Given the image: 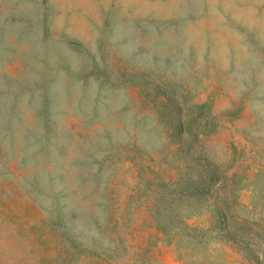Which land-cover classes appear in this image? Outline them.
<instances>
[{
	"label": "rangeland",
	"instance_id": "374dc122",
	"mask_svg": "<svg viewBox=\"0 0 264 264\" xmlns=\"http://www.w3.org/2000/svg\"><path fill=\"white\" fill-rule=\"evenodd\" d=\"M0 264H264V0H0Z\"/></svg>",
	"mask_w": 264,
	"mask_h": 264
}]
</instances>
